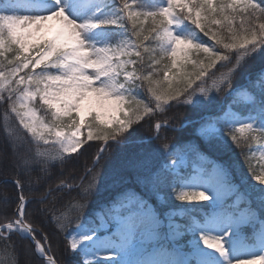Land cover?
Instances as JSON below:
<instances>
[{"label": "snow or ice", "instance_id": "6c2138e0", "mask_svg": "<svg viewBox=\"0 0 264 264\" xmlns=\"http://www.w3.org/2000/svg\"><path fill=\"white\" fill-rule=\"evenodd\" d=\"M0 107L18 193L0 264H19L14 237L26 264H61L40 225L66 191L80 222L51 219L72 264H264V0H0Z\"/></svg>", "mask_w": 264, "mask_h": 264}, {"label": "trees", "instance_id": "16d2710c", "mask_svg": "<svg viewBox=\"0 0 264 264\" xmlns=\"http://www.w3.org/2000/svg\"><path fill=\"white\" fill-rule=\"evenodd\" d=\"M203 36V34H201ZM204 40L208 41L209 44L212 42L208 40L207 37H203ZM215 71V69H213ZM210 83V82H209ZM3 113L4 109L0 107V137H2V125H3ZM42 115V112L40 113ZM191 115L190 109L185 108H172L169 110L166 114L167 117H179L174 122L177 127H179L181 120H183L185 117ZM165 119L164 115L157 114L156 118L151 121V124L154 125L157 121H163ZM16 127H19L18 122H16ZM20 131H23L21 128ZM163 131V130H162ZM142 136H148L150 133L148 131H143L140 133ZM166 135L168 136V143L171 145L173 143H176L177 140L181 138V133H173L171 131L167 132ZM189 132H184L183 136L185 139L189 137ZM100 142L98 141H90L88 144L84 145L83 148L80 149V152L84 153L82 156L79 155V153L74 154L79 156V159L72 160L66 167L68 169H75V175L79 177H84L86 173V168L91 167L92 160L95 159V153H96V146ZM89 144L93 147L89 148ZM134 150V146H129L125 151L130 152ZM242 159V157H241ZM255 163V161H253ZM55 171H58L55 170ZM108 171V164L105 163L104 167L101 169V175H105ZM7 175V178L9 180V183L5 184L3 183L5 176ZM13 179V173L9 169H0V210L6 211L9 214H11L15 210V203L16 197L18 195L16 187L13 183H11V180ZM84 183L87 182V180L83 181ZM58 183V181H57ZM7 197L9 200V205L7 208H5L3 204V198ZM80 203L79 199L76 197L75 192L71 193V196L67 194V191L62 196L60 202L56 205L57 211L55 213H50V219L45 224L40 225V227L46 231L52 234V247L54 249V256L58 258L61 261V264H72L73 257L68 255L65 252V233L58 232L55 230V221L51 219L52 215H63L65 217V222L71 221L68 231H72L76 228L77 223L80 222L78 219L79 213L77 211V204ZM193 203H207V202H193ZM101 205H104L105 207L110 206V201L108 200L106 193H101L98 195H94L91 197L90 202L88 204V208L84 211V217H87L91 220H93L94 223H98V215H102L104 212V207H101ZM33 209H35L37 206L32 205ZM248 233L249 230H246ZM14 239L18 242V251H19V264H26V261H35L36 257L33 254H30L26 251L25 245L28 243L26 241L21 242L19 241L18 237H14ZM3 245L0 243V259L3 258L2 254Z\"/></svg>", "mask_w": 264, "mask_h": 264}, {"label": "rangeland", "instance_id": "374dc122", "mask_svg": "<svg viewBox=\"0 0 264 264\" xmlns=\"http://www.w3.org/2000/svg\"><path fill=\"white\" fill-rule=\"evenodd\" d=\"M165 231H166V229H165ZM245 234L247 235V234H250V233H248V232L245 230Z\"/></svg>", "mask_w": 264, "mask_h": 264}]
</instances>
